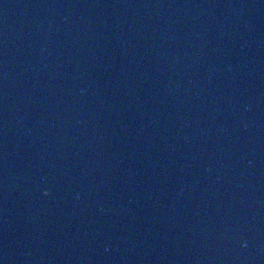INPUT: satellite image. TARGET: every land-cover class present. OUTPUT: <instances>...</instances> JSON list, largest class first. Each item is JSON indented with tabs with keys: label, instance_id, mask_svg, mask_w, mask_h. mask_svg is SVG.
<instances>
[{
	"label": "water",
	"instance_id": "95a60500",
	"mask_svg": "<svg viewBox=\"0 0 264 264\" xmlns=\"http://www.w3.org/2000/svg\"><path fill=\"white\" fill-rule=\"evenodd\" d=\"M0 264H264V0H0Z\"/></svg>",
	"mask_w": 264,
	"mask_h": 264
}]
</instances>
